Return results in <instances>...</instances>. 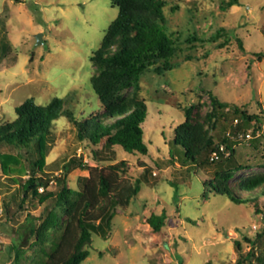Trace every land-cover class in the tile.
Listing matches in <instances>:
<instances>
[{
	"label": "rangeland",
	"instance_id": "obj_1",
	"mask_svg": "<svg viewBox=\"0 0 264 264\" xmlns=\"http://www.w3.org/2000/svg\"><path fill=\"white\" fill-rule=\"evenodd\" d=\"M166 1L167 27L179 34L180 50L174 69L146 71L140 80L139 97L148 106L144 130L149 153L107 147L104 140L98 146L83 142L77 126L62 116L54 123L55 142L45 156L47 190L59 188L64 162L74 158L99 164L93 149L107 163L126 160L124 178L142 182L128 209L117 211L108 237L94 234L82 264H236L239 259L264 264V240L257 239L264 230V195L258 211L253 202L235 204L207 188L217 173L230 168L239 166L231 184L264 172V0H240L227 10L222 9L225 0ZM118 11L110 0H0V122L14 120L15 108L29 98L37 104L65 98L78 119L102 112L90 85L95 71L90 57ZM190 34L201 40L191 45L186 41ZM209 92L221 101L246 105L249 113L261 116V123L242 121L227 110L215 127L206 126L215 144L224 147L223 158L212 160L204 152L208 159L203 163L183 164L173 145L175 130L192 105L194 116H207ZM225 136L233 152L221 143ZM21 161L26 167V158ZM5 172L0 163V264H16L18 248L19 264H40L41 245L26 220L32 214L38 226L46 204L27 199L20 207L19 185ZM21 175L27 180L28 172ZM86 176L89 170L76 166L68 185L79 189ZM163 211L166 224L155 232L148 218ZM59 232L49 234L47 249Z\"/></svg>",
	"mask_w": 264,
	"mask_h": 264
},
{
	"label": "trees",
	"instance_id": "obj_2",
	"mask_svg": "<svg viewBox=\"0 0 264 264\" xmlns=\"http://www.w3.org/2000/svg\"><path fill=\"white\" fill-rule=\"evenodd\" d=\"M110 1L118 8V15L110 22L90 57L95 67L90 85L103 111L78 119L74 111L66 107L65 98L55 96L47 104H37L29 98L15 108L14 120L0 122V163L6 176L19 185L22 193L20 207L27 199H37L38 203L46 204V215L40 216L38 226L32 214H28L26 220L29 233L41 245L44 258L40 264H82L90 255L88 246L94 234L107 238L113 229L117 211H126L142 186L139 178L134 181L124 178L128 173L126 160L107 163L98 158V151L93 149L99 164L91 166L70 159L64 162L62 176L57 178L59 188L56 191L47 190L50 178L44 171L45 156L55 142V121L62 116L67 117L77 126L79 139L93 146L104 140V146H121L127 152L147 155L149 147L145 140L144 123L148 117V106L139 97L140 80L146 71L163 74L174 69L173 60L180 50L179 34L167 27L164 13L166 0ZM238 4L240 0H225L222 9ZM197 40L201 38L196 34L186 38L191 45ZM209 96L212 108L207 116L203 119L194 116L195 106L192 105L186 108L185 121L175 130L173 145L180 151L183 164L203 163L208 159V153L204 152H210V159L214 152L218 155L216 159L223 158L225 152L220 149L221 144H215L206 126L215 127L219 116L227 110L242 121L261 123V116L249 113L246 105L221 101L212 92ZM221 143L233 152L228 137H223ZM5 147L8 150H3ZM24 158L27 168L21 161ZM76 166L89 170V176L81 178L79 189L70 187L67 182L69 172ZM238 167L217 173L214 180L207 183V188L215 194L227 196L235 204L253 202L259 211L258 199L264 195V172L231 184ZM145 169L149 167L145 166ZM23 171L28 172L24 182ZM39 187H43L41 192ZM166 219L167 214L163 211L151 214L148 223L155 232H159ZM57 230H60L59 234L51 240L47 249L45 245L49 234ZM257 239L264 240V230L257 235ZM236 245L240 251V243L236 242ZM19 255L20 248L16 264H19ZM236 264H243V260L239 259Z\"/></svg>",
	"mask_w": 264,
	"mask_h": 264
},
{
	"label": "built area",
	"instance_id": "obj_3",
	"mask_svg": "<svg viewBox=\"0 0 264 264\" xmlns=\"http://www.w3.org/2000/svg\"><path fill=\"white\" fill-rule=\"evenodd\" d=\"M230 134V133H229ZM220 149L223 151L224 150V147L222 146V145H220ZM216 159V158H218V155H217V153L216 152H214L213 153V155H212V159Z\"/></svg>",
	"mask_w": 264,
	"mask_h": 264
},
{
	"label": "water",
	"instance_id": "obj_4",
	"mask_svg": "<svg viewBox=\"0 0 264 264\" xmlns=\"http://www.w3.org/2000/svg\"><path fill=\"white\" fill-rule=\"evenodd\" d=\"M41 37H42L41 34H38L37 35V41H38V43H41Z\"/></svg>",
	"mask_w": 264,
	"mask_h": 264
}]
</instances>
